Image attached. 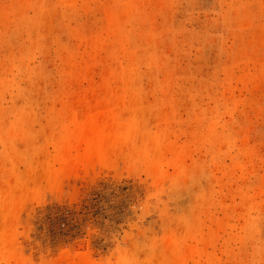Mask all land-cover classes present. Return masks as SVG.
Listing matches in <instances>:
<instances>
[{
	"label": "rangeland",
	"instance_id": "rangeland-1",
	"mask_svg": "<svg viewBox=\"0 0 264 264\" xmlns=\"http://www.w3.org/2000/svg\"><path fill=\"white\" fill-rule=\"evenodd\" d=\"M0 264H264V0H0Z\"/></svg>",
	"mask_w": 264,
	"mask_h": 264
},
{
	"label": "bare ground",
	"instance_id": "bare-ground-1",
	"mask_svg": "<svg viewBox=\"0 0 264 264\" xmlns=\"http://www.w3.org/2000/svg\"><path fill=\"white\" fill-rule=\"evenodd\" d=\"M75 149L77 150L76 155L72 157H66L63 155L61 157L60 165L63 167V169H71L82 166L84 167L90 162V155L87 152H79L77 146Z\"/></svg>",
	"mask_w": 264,
	"mask_h": 264
}]
</instances>
